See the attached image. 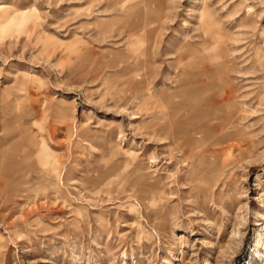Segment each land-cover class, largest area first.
I'll return each instance as SVG.
<instances>
[{
	"label": "rangeland",
	"instance_id": "1",
	"mask_svg": "<svg viewBox=\"0 0 264 264\" xmlns=\"http://www.w3.org/2000/svg\"><path fill=\"white\" fill-rule=\"evenodd\" d=\"M0 264H264V0H0Z\"/></svg>",
	"mask_w": 264,
	"mask_h": 264
},
{
	"label": "bare ground",
	"instance_id": "2",
	"mask_svg": "<svg viewBox=\"0 0 264 264\" xmlns=\"http://www.w3.org/2000/svg\"><path fill=\"white\" fill-rule=\"evenodd\" d=\"M203 76H205V79H206L207 76L210 77L208 74H205ZM207 82H209V81H207ZM210 86L211 85L209 83H207V84L204 85V87H210ZM194 98L196 99V95L194 96ZM221 106H222V104H220V103H217V102H214L213 103L212 102L209 105V109L212 111L211 108L214 107V110L213 111L217 114V111H218L219 108H221ZM218 113H221V111L218 112ZM164 121H166V125L165 126H166V131H167V130H169V128L171 126V123H170L171 120L170 121L169 120H164ZM211 121L212 120H205V122H198L196 125H194L193 127H191L189 130H184L182 132H179L178 130H176V132L174 133V138L180 142V145L182 147H185V146H187V144L189 143V141H191L194 138H196V136L199 135L200 133H202V134L204 133V138H202V139H203V142H205L206 140H208L209 138H211V136H213L214 134L216 135V132L217 133L219 132L221 134H225L228 129H231V128L234 127V123L229 122V120H225V119L215 120L216 122H218V124L217 125H214V126H212V125L209 126V124H210ZM170 130H171V128H170ZM184 135L186 137H184ZM214 144H217V143H214Z\"/></svg>",
	"mask_w": 264,
	"mask_h": 264
}]
</instances>
